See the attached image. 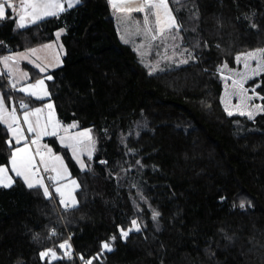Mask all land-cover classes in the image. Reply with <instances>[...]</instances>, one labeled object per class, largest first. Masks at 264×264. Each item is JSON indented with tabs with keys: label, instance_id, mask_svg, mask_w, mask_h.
<instances>
[{
	"label": "trees",
	"instance_id": "trees-1",
	"mask_svg": "<svg viewBox=\"0 0 264 264\" xmlns=\"http://www.w3.org/2000/svg\"><path fill=\"white\" fill-rule=\"evenodd\" d=\"M81 1L22 30L12 11L0 20V56L67 28L50 100L60 121L98 140L86 171L56 137L46 140L80 181L75 207L19 177L0 187V264H264V111L256 107L264 109V70L245 83L249 112L221 74L264 49V0L174 1L196 59L155 74L121 39L109 0ZM0 90L45 103L11 90L1 74ZM9 139L0 121V167L10 163ZM136 219L139 231L122 237Z\"/></svg>",
	"mask_w": 264,
	"mask_h": 264
},
{
	"label": "rangeland",
	"instance_id": "rangeland-1",
	"mask_svg": "<svg viewBox=\"0 0 264 264\" xmlns=\"http://www.w3.org/2000/svg\"><path fill=\"white\" fill-rule=\"evenodd\" d=\"M174 1L175 0H168V6L172 12V15L176 18L177 23L180 25V30L177 33L176 30L173 29L172 33L165 34L166 38H160L157 40H151L150 37L145 33L146 28H151L153 29V34H156L155 16L151 14V10L145 8L144 12H138L135 10L134 7L132 8V14H128L126 12L121 13V11L116 8L113 10V15L117 21L121 39L124 42L130 44L136 50L142 63L148 68L151 73L154 74L187 65L196 59L195 51L186 46V40L184 39L185 36L182 32L183 25L176 15V9L174 8L175 5L173 3ZM182 1L184 0H179V2ZM142 6H144V3ZM160 12L161 17L163 18V9H161ZM145 16H147V24H145L144 22ZM172 34H175V39L171 38ZM185 60L187 61V63L182 62ZM244 63L245 60L241 59L239 65L241 68L245 69L244 72H246V74L243 73V69L240 68H236L235 70L225 68L221 71L224 80H226V82L228 81L229 83H232L234 81H241V83L243 84V89H246L245 83L247 82V79H243V77H248L249 75H251V69L257 67L259 61L254 62L250 66L251 60H248L247 63L249 64V68H245ZM232 87L242 92V97L244 101L240 100V105L244 106V109L249 112L251 105L249 103L251 102V98L253 95L249 94L250 92L248 91V89H246L247 91H243L240 87L234 85V83ZM49 103L52 105V108H49L47 106L44 109V115L47 121L45 122V127L41 132L45 133L46 131L50 133L53 131V128L58 124V127H56V135H50V137H56L64 147L68 148L71 151L75 161L77 162L80 168L81 162L84 163L85 167L81 168L83 171L91 169L93 166L94 156L98 146V140L94 134V131L90 128L79 129L76 123H63L58 117L57 107L55 103L53 101ZM50 113L51 120L49 119ZM72 125H76V127H71ZM65 129H67V131H65ZM80 133H86V135H79ZM36 137V140H38L39 134H37ZM62 137L63 140L61 139ZM42 146L46 147V151H42ZM37 147L39 149H41L42 147V152L39 154V159L42 168H44L45 170V167H47L48 171L51 172L49 178L56 175V172L52 171L53 168L59 171L62 177L57 181L51 180V183H49L53 191L55 192L56 186H62V190L65 192L66 195L68 192H71L72 196L75 197V206H77V204L79 203L77 191L80 189L81 185L80 181L77 178L73 177L71 168L69 167L65 156L62 153L56 152L53 146L49 144H43L41 140L37 141ZM74 151L76 153L75 155L73 154ZM41 155H43L44 157L43 161H41ZM55 157H60V160H56ZM40 173L43 175L42 171ZM46 178L50 181L47 176ZM72 181L76 182L75 185L72 184ZM76 185H78V187ZM56 195L61 200L59 194L56 193ZM61 206L65 208L63 204H61ZM135 221L136 224L139 225L140 229L141 224L139 222V219H136ZM130 229H132L131 231H136L133 228V225ZM109 245L112 250L113 244L109 242ZM49 256L50 258H53L51 255ZM55 257L57 258L58 254L55 253Z\"/></svg>",
	"mask_w": 264,
	"mask_h": 264
},
{
	"label": "crops",
	"instance_id": "crops-1",
	"mask_svg": "<svg viewBox=\"0 0 264 264\" xmlns=\"http://www.w3.org/2000/svg\"><path fill=\"white\" fill-rule=\"evenodd\" d=\"M111 3V6L113 10L116 8L121 11V13H128L132 14V11L135 7V9L142 7L144 0H109ZM0 2H3V0H0ZM60 3L63 5L64 10L60 11L59 9L52 8L49 9L50 11L56 12V15H48L44 16L43 10H41V16L42 18L35 20L33 22V15L32 8L30 5L33 3ZM70 0H8V4L5 5L6 15L4 18H0V20H3L7 17V14L9 11H12L14 16L16 17V27L19 30L26 29L34 24H37L43 20H46L48 18L60 16L64 14L69 9H72L78 5L81 4V0H79L78 3H73L72 7H69ZM12 5V7H9L8 5ZM22 5L27 6L26 8L22 7ZM127 9H132V11H127ZM139 12V11H138ZM114 13V11H113ZM20 16H24L23 22L20 20ZM21 23L24 24L23 27H21ZM67 33V28L62 27L61 29L57 30L55 39L53 41H50L48 43L35 46L23 51H16L10 54L1 55L0 56V74L5 78L9 88L11 90L17 91L21 93L24 97L27 98H33L35 100L45 101L42 105H36L31 106L29 102H27L25 99L15 98L14 96L8 98L5 96L4 92L0 90V97H3V103H4V111H0V121L5 125L8 129L10 139L12 143L9 144L10 146L14 147L13 151L18 148H23L25 145L28 146V151L32 153V155L35 158V165L36 167L33 169L35 172V175L33 176L31 173H29V180L32 182H35V180L42 179L43 185L48 187L49 192L52 194V196H56V193L53 191L51 185V180H47L46 177H44L40 172L44 170L42 168L39 154L42 151H46V147H42L39 149L37 147V141L43 142V144H47L46 140L48 138H51L50 135L44 134L41 132L43 128L45 127V122L47 121L44 113L45 108L50 104L51 102V92L49 89V81L53 79V75L51 74V71L60 67L63 64V58L65 55V45L63 42V36ZM43 69V70H41ZM51 77V79H48V77ZM44 81V84L36 89H30V91H35L36 95H30L29 92L21 91L20 89H28L30 85L36 84L37 81ZM12 85H15V87H12ZM44 91H46L48 94L44 95ZM27 104V108L20 107V104ZM37 109H40L41 111L39 113H36L35 115H31V113L36 112ZM25 113H29V121L32 123L33 128H35V132H28V124L24 121V115ZM15 115L17 118V122H13L12 116ZM11 124L12 128L18 129V135L21 134L19 130H22V135L26 137V139H22L19 144L16 143L15 138L12 136V131L8 127V125ZM45 131V130H44ZM46 132V131H45ZM39 134V139H37L36 135ZM36 140L35 144H32L31 141ZM45 146V145H44ZM42 150V151H41ZM1 167H7L8 168V175L12 178V184L15 183V178L19 177L15 174V172L12 171L11 166V159L9 165H3ZM21 178L23 181L24 179ZM25 182V181H24ZM26 183V182H25ZM0 187H5L2 184H0ZM43 189V187H41ZM59 199V198H58ZM60 200V199H59Z\"/></svg>",
	"mask_w": 264,
	"mask_h": 264
},
{
	"label": "snow or ice",
	"instance_id": "snow-or-ice-1",
	"mask_svg": "<svg viewBox=\"0 0 264 264\" xmlns=\"http://www.w3.org/2000/svg\"><path fill=\"white\" fill-rule=\"evenodd\" d=\"M78 3L79 0H70L69 2V7L73 6V3ZM176 3H179V0H175ZM8 4V0H3V2H0V18H4L6 15V10H5V5ZM9 7H12V5H8ZM22 7L26 8L27 6L22 5ZM30 7L32 8V15H33V22L35 20L42 18L41 16V10H43V15L48 16V15H56V12L50 11L49 9L56 8L59 9L60 11H63V5L60 3H36L33 2ZM145 8L151 10V14L155 16V33L153 34V29L151 28H146L145 33L150 37L151 40H157L160 38H166L165 34L166 33H172V30L175 29L176 32L178 33L180 30V25L177 23L176 18L172 15L171 10L169 9L168 6V0H144V6L139 7L135 9L136 11L139 12H144ZM163 9V18L161 17V12L160 10ZM127 11H132V9H127ZM24 16H20V20L23 22ZM145 24L148 23L147 16L144 18ZM21 27L24 26L23 23L20 25ZM172 39H175L176 36L175 34H172L171 36ZM241 59L245 60L244 67L249 68V64L247 63L248 60H259V66L257 68L251 69V72L253 75H258L260 71L264 70V49L257 50L254 52H248L243 55V57H237V61H240ZM183 63H187V61H182ZM43 70V69H41ZM250 77H243V79H248ZM48 79H51L49 76ZM234 85L240 87L243 91H247L246 89H243V84L241 81H234ZM44 84V81H37L36 84L30 85L28 89H20L21 91L29 92L30 95H36L35 91H30V89H36ZM259 86V85H257ZM12 87H15V85H12ZM252 91L254 92L255 89L253 88ZM48 93L44 91V95H47ZM20 107L22 108H27V104H20ZM49 108H52V105H48ZM258 110L264 111V109H261L259 105L256 106ZM4 103H3V97H0V111H4ZM41 110L37 109L36 112L31 113V115H35L36 113H39ZM229 115H232L231 112L228 113ZM241 115H244L245 113L241 112ZM249 117L251 118L252 113H248ZM49 119L51 120V113L49 114ZM13 122H17V118L15 115L12 116ZM24 121L28 124L27 131L28 132H35V128H33L32 123L29 121V113H25L24 115ZM8 127L12 131V136L15 138V141L17 144L20 143L22 139H26L22 135V130H19L21 132L20 135H18V129L17 128H12V125L9 124ZM56 127H58V124L53 128L52 132H45L44 134L47 135H56ZM71 127H76V125H72ZM67 131V129H65ZM79 135H86V133H80ZM63 140V137L61 138ZM9 144H11V141H8ZM32 144L36 143V140L31 141ZM74 155L76 154L75 151L73 153ZM90 155V153H89ZM44 157L41 155V161H43ZM56 160H60V157H55ZM11 166H12V171L15 172V174L19 177H22L24 181L26 182V186L28 188H33V187H43V193L46 197H50L52 194L49 192L48 187L43 185V180L38 179L35 180V182H32L29 180V173H31L33 176L35 175V172L33 169L36 167L35 165V158L32 155L30 151H28V146L25 145L23 148H18L15 149L12 152L11 155ZM81 168H84L85 165L83 162L80 164ZM47 167H45V171H47ZM52 171L56 172V175L53 177H50L49 179L52 181H57L61 179L60 172L57 171L55 168L52 169ZM12 178L11 176L8 175V168L7 167H0V184H2L5 187H10L12 184ZM75 181H72V184L75 185ZM78 187V185H76ZM66 187V186H64ZM55 192L59 194L61 197L60 203L64 205L65 208L67 207H74L76 205V200L75 197L72 196L71 192H68L67 195L65 192L62 190V186H56L55 187ZM240 207H244V203L241 202ZM159 213H154V218L155 216H158ZM133 228L137 231H139V225L136 224V221L133 220L132 222ZM129 230H124V229H119L121 232L122 237H127L129 234ZM111 239H115V236H113ZM60 248H65V247H70V245L65 244H60ZM102 248L108 251H111L109 243L105 242L102 244ZM42 256H48L51 255L53 258L55 257V253L53 252H44L41 253ZM70 255V254H69ZM83 259V257H81ZM86 264H91V260L86 261Z\"/></svg>",
	"mask_w": 264,
	"mask_h": 264
},
{
	"label": "built area",
	"instance_id": "built-area-1",
	"mask_svg": "<svg viewBox=\"0 0 264 264\" xmlns=\"http://www.w3.org/2000/svg\"><path fill=\"white\" fill-rule=\"evenodd\" d=\"M42 173H43V175L46 177H48L49 178V176H50V172L47 170V171H45V170H42ZM71 256L72 257H75V254L73 253V252H71Z\"/></svg>",
	"mask_w": 264,
	"mask_h": 264
},
{
	"label": "bare ground",
	"instance_id": "bare-ground-1",
	"mask_svg": "<svg viewBox=\"0 0 264 264\" xmlns=\"http://www.w3.org/2000/svg\"><path fill=\"white\" fill-rule=\"evenodd\" d=\"M50 174H51V172H50Z\"/></svg>",
	"mask_w": 264,
	"mask_h": 264
}]
</instances>
